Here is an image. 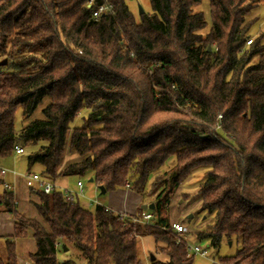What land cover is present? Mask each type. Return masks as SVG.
Here are the masks:
<instances>
[{
	"label": "trees",
	"instance_id": "16d2710c",
	"mask_svg": "<svg viewBox=\"0 0 264 264\" xmlns=\"http://www.w3.org/2000/svg\"><path fill=\"white\" fill-rule=\"evenodd\" d=\"M87 1L0 0V160L21 143L26 172L92 178L105 193L128 183L153 196V218L132 222L60 192L36 193L29 216L5 192L1 211L14 228L0 264H18L16 242L25 240L34 244L30 264H145L139 239L155 252L148 264H191L168 209L199 170L191 202L211 221L194 238L212 250L239 244L219 264H264V32L245 47L259 0H208L204 36V16L193 11L201 0H149L151 14L138 21L125 0H94L112 9L93 20ZM18 109L27 124L16 130ZM67 151L78 160L66 163Z\"/></svg>",
	"mask_w": 264,
	"mask_h": 264
},
{
	"label": "rangeland",
	"instance_id": "374dc122",
	"mask_svg": "<svg viewBox=\"0 0 264 264\" xmlns=\"http://www.w3.org/2000/svg\"><path fill=\"white\" fill-rule=\"evenodd\" d=\"M125 2L130 12L133 14L136 21L139 20V15H140L139 10H141L145 15L151 14V7H150L149 0H125ZM193 11L201 12L204 16V19L206 21V27L199 32L202 36H204L210 27V10H209L208 0H201L200 4L195 6ZM255 19H259L260 22L264 21V0H260V4L257 6L256 9L251 11L246 21L254 22ZM262 32H264V24L258 28L255 23L251 27L250 32H249L251 36L250 39L251 40L254 39L256 36H258ZM47 102H48L47 100L46 101L44 100L41 104H39V106L36 108V110L32 114L30 120L41 118V110L47 104ZM83 114L84 112H78L76 114V117L74 118V122H73L74 126H78L82 123ZM14 124H15L16 130L21 129L27 124V121H23L21 118L20 109H18L15 112ZM18 145L22 147L21 143ZM22 148L24 149L23 155L16 156L12 154L8 156L7 158L1 159L0 167L7 169V170H11V171H16L17 173L20 172L21 174L26 173L25 154H27L30 149L28 150V148H25V147H22ZM77 160H78V157L74 153H70L68 151L66 152V156H65L66 163H71ZM170 163L171 162H168L167 166L170 165ZM32 171H36V172L39 171V167L38 166L33 167ZM203 173H204V170L195 171L194 173H192V175L189 178H187L180 185L179 191L175 192L172 198L170 207L168 209V215L172 223L173 222L180 223L181 225L186 227L187 233H188L187 235L188 244H190L191 246L198 245L200 249H206L207 251V253L203 256L200 254H191L188 252V256L192 257L191 264H219L218 258L233 256L235 252L239 249V244H237L234 240H232L231 242L224 241L220 244V247L217 250H212L207 247V244L205 241H198L196 238H194L193 234L201 230H205L206 226L204 225H206V222L211 221L210 218L204 221L202 220L204 213L195 214V212H197L198 210V205L196 203L191 202L193 199L192 197L194 196V193L196 192L198 186L203 180V175H204ZM76 181L77 180L74 178H70L68 180V186L70 190L75 189ZM81 181L84 186L83 193L85 195V199L79 200L81 205L87 209H92V205L90 204V202H88V200L95 198L99 202V204L105 206L104 202H106V199L108 197L107 193L104 195H101L98 191H95L96 185L94 183H87L85 179H82ZM122 189L127 192L130 191L136 194L130 188V185L128 189L124 187ZM184 194H188L187 197H183ZM138 196L141 198V202H140L141 204L136 209V212L134 214L132 215L127 214L128 216L140 215L141 212L139 213L138 209H141L142 205H150L151 200L153 198L152 195H148V194L144 196H140V195ZM180 198L183 199V201L185 202H181V200H179ZM16 201H17L16 206L18 207L19 211H22V213L28 212L27 214H30L29 216L34 215L32 202L37 201L34 193L27 191L24 187H20L16 194ZM132 201H133L132 199L129 200L131 204H132ZM0 210H2L1 205H0ZM142 211H145V210H142ZM147 211H150V210H147ZM116 214H125V213H116ZM24 217H27V215H24ZM186 218H188L190 222H187ZM138 246H139L140 255L142 256L144 263L148 264V258H150L152 254H155V252L153 251L151 242L149 240L146 241L143 239H139ZM33 249H34V244H33V241L31 240L22 241L17 246V252L19 253L20 256H24V257ZM2 253L4 254V249L0 246V255H3ZM69 253H71L70 255L73 256V259L76 257L73 251L72 252L69 251ZM59 254H61L64 260L68 258L67 257L68 254L66 252L63 253L62 251L59 250Z\"/></svg>",
	"mask_w": 264,
	"mask_h": 264
},
{
	"label": "built area",
	"instance_id": "2783aa9c",
	"mask_svg": "<svg viewBox=\"0 0 264 264\" xmlns=\"http://www.w3.org/2000/svg\"><path fill=\"white\" fill-rule=\"evenodd\" d=\"M94 0H88L85 4V7L88 9L94 8L92 11V19L97 20L100 16L104 15L105 13L109 12L112 9V6L110 4H101L98 6H95ZM252 43L251 39H248L245 42V47L250 46ZM14 154L15 155H21L23 154V148L20 146L14 147ZM21 178L23 182V187L36 194V193H43L45 195H49L53 192H60L63 195V200L66 203H74L77 200L85 199V195L83 193V183L81 180H77L75 184V189L70 190L68 187H59L56 184V181H51L45 177H43L40 173L36 171H30L26 172L24 174H19L16 171H11L4 169L0 167V178H1V184L4 189V191L11 195L12 203L14 205H17L16 201V194H17V183L16 178ZM9 178V179H7ZM126 189H128L129 184L126 183L124 185ZM98 191V188L96 187V190ZM92 206L101 205L99 202L93 198L91 200H88ZM119 217L127 219L130 218L127 214H118ZM153 216L152 214L145 210L142 211L139 215V218L137 219L136 216H131L132 222H140L143 224H149L152 220ZM171 230L178 235L177 243L180 241L185 242L187 251L191 254H200L205 255L207 253L206 249H200L198 245L191 246L187 243V229L183 225L179 223H171L170 225ZM207 248V247H205Z\"/></svg>",
	"mask_w": 264,
	"mask_h": 264
},
{
	"label": "crops",
	"instance_id": "0c3cea01",
	"mask_svg": "<svg viewBox=\"0 0 264 264\" xmlns=\"http://www.w3.org/2000/svg\"><path fill=\"white\" fill-rule=\"evenodd\" d=\"M259 4H260V0H259ZM258 4V5H259ZM264 24V21H261L259 19H257L256 21V25L259 28L260 26H262ZM23 172V171H21ZM20 173V172H18ZM21 174V173H20ZM9 179V178H7ZM1 180V178H0ZM68 178H60L56 180V184L59 187H68ZM16 183H17V190H19L20 187H23V182L21 178H16ZM0 200H1V196L2 194L5 193L2 184H0ZM106 194V193H105ZM108 197L106 199V202H104V205L111 210L114 213H125L128 215H132L136 212V209L140 206V202H141V198L130 192V191H125L123 189H117L116 191L113 192H108L107 193ZM132 199V204L129 202V200ZM13 228H14V221L12 220V218L10 217L9 214L2 212L0 210V246L5 249V240H7L10 236H12L13 234ZM22 242V241H18L16 242V246H18V244ZM66 249L62 248V252L65 253ZM34 251V249L32 251H30L28 254L32 253ZM5 253V250H4ZM3 254V253H2ZM28 254L24 257V256H20L18 253V264H30L27 260V256ZM4 255V254H3ZM3 255H0L1 257H3ZM58 255V259L60 261H63L64 258H62L61 254H57Z\"/></svg>",
	"mask_w": 264,
	"mask_h": 264
},
{
	"label": "water",
	"instance_id": "95a60500",
	"mask_svg": "<svg viewBox=\"0 0 264 264\" xmlns=\"http://www.w3.org/2000/svg\"><path fill=\"white\" fill-rule=\"evenodd\" d=\"M143 12L141 11V10H139V14H142ZM6 63V61H2V62H0V66L1 65H4ZM93 182V179L92 178H89L88 179V183H92ZM98 190H99V193L101 194V195H104L105 194V190H104V188L103 187H98ZM6 203H8V202H6ZM141 209L142 210H153V205L152 204H150V205H142L141 206ZM150 260H153V257L151 256L150 257ZM76 264H78V263H76Z\"/></svg>",
	"mask_w": 264,
	"mask_h": 264
}]
</instances>
